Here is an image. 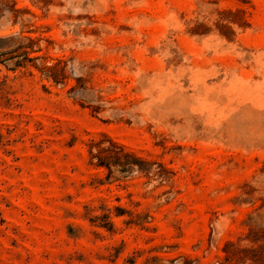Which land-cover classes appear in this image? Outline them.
Listing matches in <instances>:
<instances>
[{
  "label": "rangeland",
  "instance_id": "rangeland-1",
  "mask_svg": "<svg viewBox=\"0 0 264 264\" xmlns=\"http://www.w3.org/2000/svg\"><path fill=\"white\" fill-rule=\"evenodd\" d=\"M219 262L264 264V0H0V264Z\"/></svg>",
  "mask_w": 264,
  "mask_h": 264
},
{
  "label": "trees",
  "instance_id": "trees-1",
  "mask_svg": "<svg viewBox=\"0 0 264 264\" xmlns=\"http://www.w3.org/2000/svg\"><path fill=\"white\" fill-rule=\"evenodd\" d=\"M110 142L112 143V141H110ZM92 144H95V145L98 146V142H92ZM112 144H113V143H112ZM121 150H122V149H121ZM89 152H90V154H91V157L96 156V158L99 159L98 155H94V154L91 152V150H89ZM123 155L126 156V157H133V155L130 154V153H123ZM98 165H103V163L99 162ZM105 166L108 167V165H106V164H105ZM219 264H223V263H222V262H219Z\"/></svg>",
  "mask_w": 264,
  "mask_h": 264
}]
</instances>
